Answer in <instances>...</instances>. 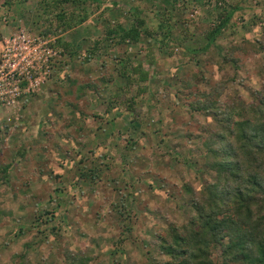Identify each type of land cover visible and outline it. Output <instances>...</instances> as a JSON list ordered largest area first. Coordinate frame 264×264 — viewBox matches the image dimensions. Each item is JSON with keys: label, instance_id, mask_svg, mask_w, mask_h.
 Masks as SVG:
<instances>
[{"label": "rangeland", "instance_id": "1", "mask_svg": "<svg viewBox=\"0 0 264 264\" xmlns=\"http://www.w3.org/2000/svg\"><path fill=\"white\" fill-rule=\"evenodd\" d=\"M104 1L102 10L90 9L83 24L72 30L55 26L43 35L47 17L42 0H0V40L9 35H1L4 28L20 26L55 38L54 45L60 46L52 82L29 99L20 122L14 116L8 121L7 111L0 114V264H76L82 258L89 264L165 262L153 235L188 225L196 215L191 202L201 200L205 186L214 182L205 170V154L218 122L212 113L173 107L180 81L198 68L203 77L199 86L208 93L236 72L242 83L221 88V105L239 97L251 102L245 89L261 86L263 50L249 56L238 52L235 72L221 66L228 49L255 38L248 22L261 15L263 0L256 8L259 0H246V9L236 15L234 22L243 24L245 36L227 32L217 43L228 51L221 54L213 46L197 56L200 64L186 62L213 27L216 17L209 12L218 13L215 0L172 3L175 8L166 12L159 0L151 6L140 0ZM114 5L126 10L124 17H118L121 11ZM141 5V19L155 30L171 10L168 22L179 40L170 39L165 48L159 35L143 38L130 46L135 54L127 66L107 33L118 22L127 25ZM76 14L82 16L81 9ZM188 18V25L179 23ZM259 39L264 44V36ZM63 44L70 45L68 50ZM89 52L92 60L87 62ZM134 67L148 71L150 81L122 90V72ZM139 87L147 90L137 96V112L129 114L121 102L139 93ZM95 167L101 169L100 177L81 176ZM185 184L196 194L186 195Z\"/></svg>", "mask_w": 264, "mask_h": 264}, {"label": "trees", "instance_id": "2", "mask_svg": "<svg viewBox=\"0 0 264 264\" xmlns=\"http://www.w3.org/2000/svg\"><path fill=\"white\" fill-rule=\"evenodd\" d=\"M153 1L140 0L141 4L148 6H151ZM159 1L165 6L163 11L166 12L172 3L179 5L185 0ZM186 2L183 8L187 9L189 6ZM209 2L211 3L212 0ZM260 2L262 0L255 3L253 8H256ZM42 3L44 8L41 11L47 17L43 20L46 24L43 35L51 33L55 26L72 30L87 21L91 14L90 9L97 12L105 5L104 0H42ZM245 3L246 0H215L214 7L218 13L209 12L210 17H216L213 20V27H210L204 36L205 44L191 51L194 56L186 63L198 61L200 64V60L196 59L197 56L204 55L214 46L221 54L229 50L224 54L225 63H222L221 69L228 68L234 71L239 68V58L236 57L238 52L249 56L260 55V52L264 51V44H260L261 39H259L264 36V3L261 15L257 13L254 19L248 22L254 31L255 38H244L243 43L234 45L228 50L217 43L219 38L227 32L245 36L243 24L234 22L236 15L246 9ZM113 7L118 13L121 11L118 17L121 15L124 17L126 14L124 8L118 5ZM143 8V5L137 7L133 13V19L127 20V25L118 22L115 28L108 29L107 34L113 41L115 54L121 55L127 66L135 54L129 52L130 46L140 45L143 38L152 39L159 35L162 38L159 44L165 48L169 47L170 39L179 40L173 38L175 37L172 34L173 26L168 22L172 20L173 15L170 11L175 8L174 6L167 14L163 13L165 16L160 19L161 22L156 30L146 27V20L141 19L139 11ZM77 9H81L82 16H77ZM179 10V8L176 9V12ZM190 20L188 18L178 21L188 25ZM69 46L67 44L64 47L68 50ZM53 47L60 46L53 45ZM91 60L92 55L89 52L85 61ZM203 60L202 63H204ZM199 70L197 68L191 71L189 78H183L180 81L173 107L177 106L181 111L189 110V112L203 115L212 113L214 120H217V130L211 139L212 146H208L205 154V170L213 176L214 182L205 186L200 193L204 195L201 200L191 202L194 204L192 206L196 215L188 225L171 226L166 230L165 236L153 235L157 240L156 248L161 255L168 258L159 264H264V70L260 73L262 77L260 88L245 89L251 102L242 101L240 99L242 97H239L224 105H221L223 103L218 99L221 88H225L229 82L241 85L242 77L234 71L235 75L229 82L220 81L217 88L213 86L212 91L206 93L199 86L203 80ZM130 71V73L128 70L122 72V77L126 79L122 90L133 84L139 85L150 81L148 71H140L138 67ZM136 74L139 78L133 76ZM139 88V93L129 95L127 103L119 101L126 105L129 114L137 112L138 104H140L137 96L147 90L146 87ZM27 104H30V100ZM208 132L212 135V131ZM157 155L160 156L159 153ZM7 170L8 167L5 171ZM98 174H101V169L95 167L89 172L81 173V176L83 178L100 177ZM183 191L189 196L196 194V191L188 184L184 185ZM73 257L74 260L79 259L76 256ZM88 261V258H82L77 260L76 264H89Z\"/></svg>", "mask_w": 264, "mask_h": 264}, {"label": "built area", "instance_id": "3", "mask_svg": "<svg viewBox=\"0 0 264 264\" xmlns=\"http://www.w3.org/2000/svg\"><path fill=\"white\" fill-rule=\"evenodd\" d=\"M56 39L36 35L24 27L0 40V114L20 122L30 98L52 82Z\"/></svg>", "mask_w": 264, "mask_h": 264}, {"label": "crops", "instance_id": "4", "mask_svg": "<svg viewBox=\"0 0 264 264\" xmlns=\"http://www.w3.org/2000/svg\"><path fill=\"white\" fill-rule=\"evenodd\" d=\"M16 30V29H15ZM11 32H14V30H12V29H10V28H4L3 30H2V34L1 35H3V34H12Z\"/></svg>", "mask_w": 264, "mask_h": 264}]
</instances>
